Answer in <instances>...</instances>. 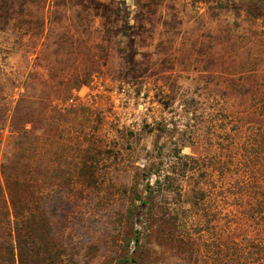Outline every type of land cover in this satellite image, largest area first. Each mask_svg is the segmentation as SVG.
Instances as JSON below:
<instances>
[{
    "label": "rangeland",
    "instance_id": "1",
    "mask_svg": "<svg viewBox=\"0 0 264 264\" xmlns=\"http://www.w3.org/2000/svg\"><path fill=\"white\" fill-rule=\"evenodd\" d=\"M262 134L264 0H0V181L43 238L24 264H196L198 181L223 241L254 236L236 182Z\"/></svg>",
    "mask_w": 264,
    "mask_h": 264
},
{
    "label": "trees",
    "instance_id": "2",
    "mask_svg": "<svg viewBox=\"0 0 264 264\" xmlns=\"http://www.w3.org/2000/svg\"><path fill=\"white\" fill-rule=\"evenodd\" d=\"M256 140L255 136L250 138L251 146L255 144L254 141ZM256 149L258 151L253 153L255 154L253 158L257 160L259 173L255 174L254 169H252L247 176L236 182L240 186L238 189L240 193L239 204L245 219L242 227L249 222L255 235L243 236L239 239L233 238L229 243L223 241V233H218L219 213L213 203V195L216 194L203 188V184L206 185V182L198 181L196 183V235L198 240H201V244H196V264H204V259H208L210 256V249H213L211 256L214 264H264V134L261 135ZM255 166L256 164L251 167ZM160 176L158 175V178ZM205 176L206 173L202 172L201 178ZM163 179L169 180L170 177L163 175ZM5 190L0 181V230L3 229L2 231L5 233L7 231L10 238H14V243H9V250L12 255L16 250L20 256V264H24L21 260L22 255L27 256L33 251H40L38 240L43 238L40 233H35L38 224L36 215L32 214L26 218H21L18 212L19 205L13 203L11 207L6 198ZM160 190H162V185L159 184V179H156L154 186H148L146 192L149 197H152L160 193ZM178 195L181 194L178 193ZM141 204L145 205L146 202L142 201ZM12 209L13 213L11 212ZM151 211H153V207ZM13 221L14 229L12 228ZM224 231H228V229L225 228ZM221 232L223 231L221 230ZM209 236H213V238L209 240ZM42 246L45 247L44 244Z\"/></svg>",
    "mask_w": 264,
    "mask_h": 264
}]
</instances>
